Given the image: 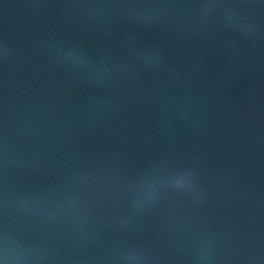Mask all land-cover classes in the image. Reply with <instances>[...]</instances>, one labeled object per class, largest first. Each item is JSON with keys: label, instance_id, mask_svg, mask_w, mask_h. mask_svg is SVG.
Instances as JSON below:
<instances>
[{"label": "water", "instance_id": "1", "mask_svg": "<svg viewBox=\"0 0 264 264\" xmlns=\"http://www.w3.org/2000/svg\"><path fill=\"white\" fill-rule=\"evenodd\" d=\"M0 264H264V0H0Z\"/></svg>", "mask_w": 264, "mask_h": 264}]
</instances>
